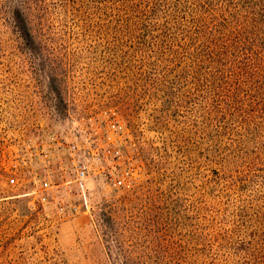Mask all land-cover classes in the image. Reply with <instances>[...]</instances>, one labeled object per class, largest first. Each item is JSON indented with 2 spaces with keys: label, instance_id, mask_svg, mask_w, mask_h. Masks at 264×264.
<instances>
[{
  "label": "rangeland",
  "instance_id": "374dc122",
  "mask_svg": "<svg viewBox=\"0 0 264 264\" xmlns=\"http://www.w3.org/2000/svg\"><path fill=\"white\" fill-rule=\"evenodd\" d=\"M219 3L0 0V261L100 264L109 216L143 264H264V103L200 57L230 23ZM63 133L90 165L72 216L29 162L51 138L63 154Z\"/></svg>",
  "mask_w": 264,
  "mask_h": 264
},
{
  "label": "trees",
  "instance_id": "16d2710c",
  "mask_svg": "<svg viewBox=\"0 0 264 264\" xmlns=\"http://www.w3.org/2000/svg\"><path fill=\"white\" fill-rule=\"evenodd\" d=\"M195 1L199 7L204 2ZM219 4V8L209 15L215 17L220 12L229 17L230 23L216 25L217 32L212 35V42L200 53V57L212 66L209 78L215 84L240 79L242 83L238 81L233 88L238 90L246 84L249 91L258 94L264 103V0H220ZM11 19L24 46L30 52H35V39L24 11L13 8ZM204 29L203 33H206ZM113 226L109 216L99 223L103 247L100 264H143L139 257L133 256L131 247L116 234ZM3 254L0 252V259ZM0 264L4 263L0 261Z\"/></svg>",
  "mask_w": 264,
  "mask_h": 264
},
{
  "label": "built area",
  "instance_id": "2783aa9c",
  "mask_svg": "<svg viewBox=\"0 0 264 264\" xmlns=\"http://www.w3.org/2000/svg\"><path fill=\"white\" fill-rule=\"evenodd\" d=\"M63 154H59L56 150L57 148L54 147L59 146L61 144V141L56 140L55 138H51V143L47 142L46 149L43 147V151L34 154H30L29 156V162L33 161L34 158L38 157L40 158V162L43 165L44 168V174L42 178L38 177L37 173H31L33 174L34 182H39L40 188L42 190L48 191V194H50L51 199H55V194L53 193V190L58 185L63 186V213L67 215H75L78 214L82 210V206H84L85 210L87 209V203H86V184L85 180L87 178V173L89 171L90 165H88V162L80 161L77 159L76 156V148L74 145H71L67 142V137L63 133ZM55 144V145H54ZM44 146V144H43ZM91 161L93 163H99L100 157L97 153L91 154ZM25 164V162H24ZM128 168L132 166V163L127 162ZM53 168H55L53 170ZM70 169V171H69ZM57 172L59 173L58 179L59 182L56 183L55 180H53L52 173ZM74 186L75 193L71 192L70 186ZM73 196L76 197V200L78 202H70L68 204H65V201L72 198ZM62 209V207H61Z\"/></svg>",
  "mask_w": 264,
  "mask_h": 264
}]
</instances>
